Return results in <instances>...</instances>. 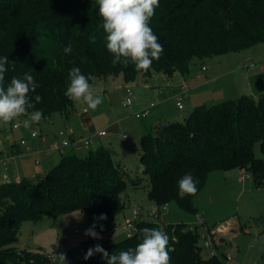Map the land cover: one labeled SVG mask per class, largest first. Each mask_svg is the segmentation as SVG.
<instances>
[{
    "label": "trees",
    "instance_id": "trees-1",
    "mask_svg": "<svg viewBox=\"0 0 264 264\" xmlns=\"http://www.w3.org/2000/svg\"><path fill=\"white\" fill-rule=\"evenodd\" d=\"M98 7L97 0H0V57L9 58L4 86L13 77L33 76L39 87L29 93L35 105L29 112L42 111V119L55 112L66 117L75 112L76 102L65 95L73 67L95 78L123 74L127 82L139 75L149 77L153 71L172 77L176 71L187 75L195 58L238 52L264 42V0H159L150 27L164 52L148 71H137L131 63L127 67L111 63ZM69 44L73 51L65 54ZM36 95L41 102H35ZM256 141L264 154V92L258 97L242 94L209 106L199 104L185 121L159 124L155 131L143 134L141 143V168L150 179V200L158 207L175 202L194 213L196 206L191 204L216 170L245 169L257 188L264 187V157L255 156ZM186 173L198 181V190L181 199L178 181ZM126 174L115 161L114 151L101 145L86 158L74 152L63 154L60 163L38 182L0 183V264L50 261L47 254L12 246L27 219L82 210L90 228L123 214ZM139 183L140 177L131 181L133 186ZM263 218L249 222L261 233ZM165 224L143 218L133 235L103 243L87 236L83 260L76 264H107L99 252L87 260L84 257L96 245L109 256L134 248L140 242L139 230L145 227L169 235L170 264L227 263L226 253L204 255L197 224L193 229L186 223Z\"/></svg>",
    "mask_w": 264,
    "mask_h": 264
},
{
    "label": "rangeland",
    "instance_id": "rangeland-1",
    "mask_svg": "<svg viewBox=\"0 0 264 264\" xmlns=\"http://www.w3.org/2000/svg\"><path fill=\"white\" fill-rule=\"evenodd\" d=\"M262 64H264V42L238 52L214 55L204 59L195 58L190 63L186 79L180 80L178 85L180 92L183 91L185 85L188 89L190 88L186 97L180 96V102L185 108L179 110L178 100L172 97V93L170 96V91L166 90L169 92V96L159 105L150 107L149 115L142 118L135 116V113L143 108V104L137 105V92L142 88L141 82H139L140 84L138 82L127 84L128 82L124 80L123 76L116 78L117 75L114 74L96 77L92 85L97 94L103 96V103L96 110L89 109V111L96 120L97 126L105 128L102 130L106 131L107 136L97 141L92 138V144L89 146L69 147L64 151L56 152L50 150L53 135L49 137V141L43 142L42 140L43 137H48L47 134H51L45 129L46 122L34 123L32 129H29L23 123L25 118L20 119L18 121L20 129L13 130L14 142L20 145L26 141L28 145L22 146V151L18 153L12 152L11 144L9 145L12 159L8 163L6 172L0 167V182L4 172L10 181L29 179L38 182L43 174L46 176L60 163L63 154L74 152L78 157L86 158L91 150L98 148V142H100V144L117 151V154H114V159L127 172L128 188L123 193V199L126 203L124 209L126 217L121 215V218L115 222L106 220L96 224L95 232L100 237L96 239L97 242L103 243L109 239L119 240L125 237L126 235L113 231V225L123 223L132 216L133 209L140 207L144 217H147L149 211L160 210L161 215L154 220L162 227L166 225L165 222L195 224L198 215L203 217L204 223L197 224V230L200 234V244L204 255L207 257L209 250L205 247V237L209 235V232H213L214 228H218L215 234L211 233V236L216 249L218 245L224 244V249L220 252L230 256V260H227L226 264H264V233L249 223L250 221L256 222V220L259 222V219L264 217V187L257 188L252 177L239 181L238 169L216 170L209 175L206 185L194 199L196 212L185 211L175 202H170L167 208L163 209L158 207L148 196L150 179L142 171L140 157L143 134L155 131L156 125L161 122L164 123L168 120L185 121L195 106L203 104V102L209 106L221 103L227 98H239L241 90L238 89L237 92V82L242 85L241 81H244V75L252 73L255 78L250 79L249 76L248 80H251V83L256 87V82L262 81L258 78H264V70L261 69ZM203 66L206 68L203 69ZM157 73L152 72V74ZM175 73L178 74V71ZM215 76L219 77L215 85H207L199 90H196L198 87L194 89L204 79H212ZM154 83L155 81L150 82L148 84L150 88L146 89V94L149 93L152 98L154 97ZM127 85L133 90V104L130 107L124 105L127 93L126 88H122ZM217 88L221 91H217ZM222 91L226 93V97H219L224 93ZM211 92L214 94L210 99H195L200 96L199 94L207 97L211 95ZM75 104L76 110L72 115L73 117L78 115L83 108H87L85 104ZM112 123L114 128L107 130ZM12 127L13 123L9 125L0 123V141L2 144L7 143L5 139L8 136L7 129ZM71 128L70 124H66L60 130L69 132ZM33 131L40 134L38 138H32ZM124 134L127 136L124 137ZM26 146L31 147V152L27 151ZM254 153L257 158L264 157L260 141L255 142ZM39 169L41 171H38ZM137 177H140V183L133 186L131 181ZM89 225L87 213L82 210L57 217L43 213L34 219H27L22 222L20 232L12 246L17 249L41 252L49 257L54 252L57 254L64 253L67 264H76L77 256L83 255L82 246L87 239L85 232L89 229ZM43 264H52V262ZM57 264L60 262L57 261Z\"/></svg>",
    "mask_w": 264,
    "mask_h": 264
},
{
    "label": "clouds",
    "instance_id": "clouds-1",
    "mask_svg": "<svg viewBox=\"0 0 264 264\" xmlns=\"http://www.w3.org/2000/svg\"><path fill=\"white\" fill-rule=\"evenodd\" d=\"M98 14L103 18V30L106 35V49L112 55L113 65L122 64L127 67L129 63L137 71H148L154 60H159L164 52L159 37L150 27V21L159 7V0H97ZM95 43V38H92ZM72 46L64 47L65 54H71ZM9 58L0 57V123L12 124L14 121L23 120L24 125L30 126L39 123L43 118L40 110L29 112L35 107L30 102L29 93L35 92L39 87L29 73L23 78L13 77L5 88V73L8 71ZM95 77L85 76L79 67H73L68 73V86L65 95L76 103H82L87 109L96 110L103 103V96L98 95L89 80ZM40 95L35 96V102H41ZM127 103H131L128 100ZM198 181L191 173H186L178 181V196L183 199L186 195L197 192ZM100 219H104L102 215ZM95 225L86 230L85 235L99 239L95 232ZM140 242L119 254H112L100 245L89 249L84 259L90 258L94 252L102 253V258L107 264H170L169 235L159 228L145 227L139 230ZM52 264H67L66 254L53 253L49 257Z\"/></svg>",
    "mask_w": 264,
    "mask_h": 264
},
{
    "label": "crops",
    "instance_id": "crops-1",
    "mask_svg": "<svg viewBox=\"0 0 264 264\" xmlns=\"http://www.w3.org/2000/svg\"><path fill=\"white\" fill-rule=\"evenodd\" d=\"M250 66H247V67H250ZM263 66H264V64H262V66H261V69L262 70H264L263 69ZM204 67L205 66H203V68ZM120 76H123V75L122 74H119V75H117L115 77L116 78H119ZM249 76H250V79H252V77L255 78V76L252 73H248L246 76L244 75V81H241L242 82V85L240 84V82H237V85H236L237 92H238V89H240L241 90V94L240 95H242V94H250V95H253L254 97H258L262 92H264V78H258L259 80H262V81L256 82L257 85L255 87L251 83V80L250 81L248 80ZM184 79H186V75H181L179 72H178V74L175 73L172 77H169V76H167L165 74H158L157 73V74H151V76H149V77H144L142 75H139L134 81L128 82L127 84H131V83H134L135 84L137 82H138V84H140L139 82H141L142 84H144V85L141 84V87L142 88L140 89V91L137 92V95H138L137 105H142L143 104V108L142 109L148 108L150 110V107L153 108L154 106L159 105L165 98H167L169 96V94H168L169 92H167L168 90L170 91V96H171V93L173 94L172 97H175L176 98V96L180 95V93H182V92H180L178 90V85H179L180 80H184ZM218 80H219V77H217V76L212 77V79H209V78L204 79V81H201V84L200 85L197 84L194 87V89H196L198 87L196 90H199L202 87H205L207 85L213 86V85H215L217 83ZM154 81H155V83L153 85L154 97L152 98L149 95V93L146 94V89H149L150 86L148 84L150 82H154ZM92 82L90 83L91 85L93 84ZM127 87H129V85L123 87L122 89H125ZM156 87H158V88L160 87L161 92H156L155 91V88ZM93 88H94V86H93ZM218 90L221 91V89L217 88V91ZM202 91H205V90H202ZM257 91H258V93H257ZM189 92H190V88H189V90H188V92L186 94L181 95V96L186 97ZM222 92H224V91H222ZM199 93H200V91H199ZM224 93H222V95H220L219 97H226L225 96L226 93L225 94ZM213 94L214 93L211 92V95H208L207 97L205 95L204 96H201L203 94H199L200 96H197L195 99H205V100H206V98L207 99L208 98L210 99V97ZM205 100H199V101H205ZM203 104H205V103L203 102ZM178 109H179V107H178ZM183 109H179V110H183ZM72 115L70 117H66L63 114H61L60 112H55L49 118L42 119L41 121L46 122V128H45L46 131L47 132L49 131V133H51V134H47L48 135L47 138L46 137H43V139H42L43 142L49 141V139H50L49 137H51V135H53L52 143L54 141H56L58 139V137H57L58 136V133L61 131L60 130L61 127L66 126V124H70V127H72L69 130V132H66V135L67 136H73L74 138L91 137V138H93L96 141L98 139L99 140L100 139L102 140L103 137L107 136V134H105V136H101V137L97 135V133L99 131H101L102 129H105V128H101L99 125L97 126L96 120L94 119V117H93L92 113L89 111V109L83 108V110L78 115H75L74 117ZM18 121H14L13 124H15V123H18L19 124ZM168 121H170V120H168ZM33 124H31L30 126H27V127L29 129H32ZM158 125L159 124H157L156 126H158ZM113 128H114V124L112 123L108 127L107 130H112ZM14 129H20V125L17 128H13V127L12 128H8L7 129L8 136H6V138H5L7 143L5 142L6 144L4 145V143L2 144V142H1L3 152L6 153L5 155L7 157H9L7 164H1L0 165L1 169L3 171H5V172L7 170V166H8L9 161L12 159L10 157V146L9 145L11 144V150L14 153L15 152L18 153L19 151H22L21 150V147L22 146H25V145H28L27 142H26V144H20V145L17 144L16 142H14V133H13V130ZM39 135H40L39 133H38L37 136H33L32 135V138H38ZM125 135H127V134H124V137H125ZM77 136H82V137H77ZM101 145H104V144H100V142H98V147H100ZM26 149H27L28 152H31V150H32L30 146H26ZM51 151L61 152V150H51ZM113 151H114V154L115 153L117 154V151H115V150H113ZM13 158H15V157H13ZM238 170H239V173H240L239 181H241L240 177H241V171H242V169H238ZM38 171H41V170L39 169ZM5 172L3 173L2 181L0 183H2V182L5 181V176H7V174ZM213 172H211V174ZM43 176H45V174H43L42 177ZM121 215H123L124 218L126 217L125 213H123V214H120V215L115 216L113 219H108V221L115 222V221L119 220V218H121L120 217ZM217 229L218 228H214L213 229V232H211V233L215 234V232H216ZM223 245H218L217 246V251H218L219 254H221L220 250H223L224 249V246Z\"/></svg>",
    "mask_w": 264,
    "mask_h": 264
},
{
    "label": "built area",
    "instance_id": "built-area-1",
    "mask_svg": "<svg viewBox=\"0 0 264 264\" xmlns=\"http://www.w3.org/2000/svg\"><path fill=\"white\" fill-rule=\"evenodd\" d=\"M206 67H204L203 69H205ZM264 69V66H263ZM188 87L187 85L184 86L182 93H180V95L176 96V99L178 100V107L179 109H183L184 105L180 102V96L184 95L188 92ZM156 92H161V89L156 87L155 88ZM126 99L124 101V105L127 107H130L133 104V100H132V95H133V90L130 87L126 88ZM128 100H131V103H127ZM150 110L148 108L142 109L138 112L135 113V116L137 118H142L145 117L147 115H149ZM19 126L18 123L13 124V128H17ZM106 131L101 130L97 133L98 136H105ZM33 136H37L38 132L37 131H33L32 132ZM127 135H125L126 137ZM58 139L56 141H54L50 147V150H61L64 151V149L68 148V147H80L82 145H91L92 144V138L91 137H84V138H74L73 136H67L65 131H60L58 133ZM22 144H26V141H23ZM6 153L3 152L2 149V145H1V141H0V165L1 164H7L9 157H7L5 155ZM45 178V176L41 177L39 180ZM245 178H250V175L248 174V172L245 169H242L241 171V180H244ZM21 179H18L17 181H20ZM10 179L5 176V182H9ZM168 206V203H165L164 205H162L163 209H166ZM161 215V211L160 210H156V211H149L147 213V217H144V214L142 212V209L140 207H137L135 209H133L132 211V216L130 218H127L123 223H116L113 225V231L115 232H119L122 233L126 236H131L133 235L135 232L138 231V223L143 219H149V220H153L158 218ZM204 222V218L201 216H197L196 219V223L194 224H190L191 228L193 229V227L196 224H201ZM164 231V230H163ZM78 232V231H77ZM206 241H205V247L209 250V254L210 256H214L217 255V249L214 245L213 242V237L211 236V233L209 232V235L205 237ZM63 242V241H62ZM78 260H83V255L79 254L77 256ZM227 260H230V256L227 254Z\"/></svg>",
    "mask_w": 264,
    "mask_h": 264
},
{
    "label": "water",
    "instance_id": "water-1",
    "mask_svg": "<svg viewBox=\"0 0 264 264\" xmlns=\"http://www.w3.org/2000/svg\"><path fill=\"white\" fill-rule=\"evenodd\" d=\"M191 206L194 207L195 206L194 203H192Z\"/></svg>",
    "mask_w": 264,
    "mask_h": 264
}]
</instances>
